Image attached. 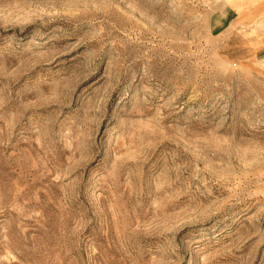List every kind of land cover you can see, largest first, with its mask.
I'll return each instance as SVG.
<instances>
[{
  "label": "rangeland",
  "instance_id": "rangeland-1",
  "mask_svg": "<svg viewBox=\"0 0 264 264\" xmlns=\"http://www.w3.org/2000/svg\"><path fill=\"white\" fill-rule=\"evenodd\" d=\"M239 2L0 0V264H264Z\"/></svg>",
  "mask_w": 264,
  "mask_h": 264
},
{
  "label": "crops",
  "instance_id": "crops-1",
  "mask_svg": "<svg viewBox=\"0 0 264 264\" xmlns=\"http://www.w3.org/2000/svg\"><path fill=\"white\" fill-rule=\"evenodd\" d=\"M227 1L228 0H222V3H224L223 6L225 7V9L227 10V12L229 14H231L232 16H234L233 17L234 18V21H238L242 17H244V15L246 14L244 12H246V11H248V12L251 11L252 14H250V15L254 16L255 14H258V12H260V11L263 10V7H262L261 4H254L253 6L250 5L249 7H247L243 2H239V3L235 4V2L238 1V0H234V1L231 0L233 2H230V3L227 2ZM236 6L238 8L241 7L240 10H242V11L243 10H246V11H244L242 13L241 12L240 13H237L236 12L237 11ZM255 60L258 61L264 67V43H263V45L257 47L256 54H255Z\"/></svg>",
  "mask_w": 264,
  "mask_h": 264
}]
</instances>
